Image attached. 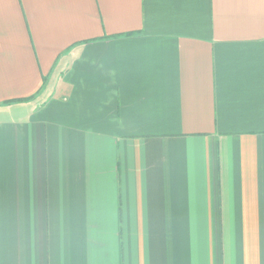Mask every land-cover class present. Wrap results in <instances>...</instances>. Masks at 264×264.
<instances>
[{
  "label": "crops",
  "instance_id": "1",
  "mask_svg": "<svg viewBox=\"0 0 264 264\" xmlns=\"http://www.w3.org/2000/svg\"><path fill=\"white\" fill-rule=\"evenodd\" d=\"M0 264H264V0H0Z\"/></svg>",
  "mask_w": 264,
  "mask_h": 264
},
{
  "label": "rangeland",
  "instance_id": "2",
  "mask_svg": "<svg viewBox=\"0 0 264 264\" xmlns=\"http://www.w3.org/2000/svg\"><path fill=\"white\" fill-rule=\"evenodd\" d=\"M48 87L46 88V91H47Z\"/></svg>",
  "mask_w": 264,
  "mask_h": 264
}]
</instances>
